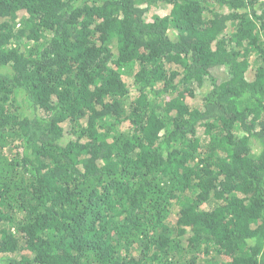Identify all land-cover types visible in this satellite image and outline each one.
<instances>
[{
    "label": "trees",
    "instance_id": "obj_1",
    "mask_svg": "<svg viewBox=\"0 0 264 264\" xmlns=\"http://www.w3.org/2000/svg\"><path fill=\"white\" fill-rule=\"evenodd\" d=\"M0 264H264V0H0Z\"/></svg>",
    "mask_w": 264,
    "mask_h": 264
}]
</instances>
